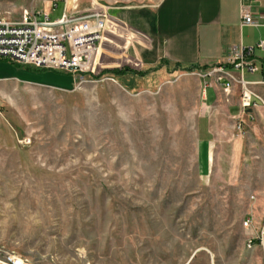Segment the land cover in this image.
Segmentation results:
<instances>
[{
    "label": "rangeland",
    "instance_id": "rangeland-1",
    "mask_svg": "<svg viewBox=\"0 0 264 264\" xmlns=\"http://www.w3.org/2000/svg\"><path fill=\"white\" fill-rule=\"evenodd\" d=\"M47 5L0 0V16L58 19ZM109 41L73 88L0 82V264H264V112L237 85L213 104L212 70Z\"/></svg>",
    "mask_w": 264,
    "mask_h": 264
},
{
    "label": "crops",
    "instance_id": "crops-1",
    "mask_svg": "<svg viewBox=\"0 0 264 264\" xmlns=\"http://www.w3.org/2000/svg\"><path fill=\"white\" fill-rule=\"evenodd\" d=\"M51 1L47 0L49 8H52ZM102 1L109 5L114 0H67L58 6V9L63 6L61 16L64 12L69 14L84 12L95 4L108 10L109 20L100 46V57L113 47L109 41L110 36L123 38L127 32L136 42L132 48L129 50L125 48V52L121 54V57L128 61L136 62L140 53L145 51L148 61L146 63L153 62L155 57H158L184 68H199L213 72L216 68L222 67L225 72L240 78L241 74L235 71L231 64V53L240 47H256L264 40V0H159L154 5H134L116 9L102 4ZM243 12L262 14V25L257 28L243 26ZM134 48L137 57L129 53ZM254 59L259 64L260 72L255 75L245 73L244 80L259 84L252 86L251 89L264 102V84H261L264 82V53L256 51ZM142 63L144 64V61ZM2 66H12L16 70L13 75H7L1 69ZM53 75L69 80L57 82ZM0 82L68 89L74 87L75 78L69 74L24 68L0 60ZM214 86L211 89L213 104L221 101L225 95L231 94L234 98L239 95L237 87L228 94L224 93L223 84L218 80ZM259 105L257 111L264 112L263 103Z\"/></svg>",
    "mask_w": 264,
    "mask_h": 264
},
{
    "label": "built area",
    "instance_id": "built-area-1",
    "mask_svg": "<svg viewBox=\"0 0 264 264\" xmlns=\"http://www.w3.org/2000/svg\"><path fill=\"white\" fill-rule=\"evenodd\" d=\"M249 1V0H242ZM67 0H52V9H58L60 3ZM90 12L69 14L64 12L61 18L52 20L51 13L25 11L20 22H11L0 16V60L9 61L24 68L53 71L69 74L76 83H85L86 75L93 71V62L100 55V46L104 39L108 10L95 4ZM262 14L242 13L243 26L260 27ZM256 51L264 53V40L256 47H240L231 53L234 74L219 67L213 70L223 90L228 93L235 85L242 88V108L251 112L259 108L263 100L252 91V84L244 80V74L255 75L260 72L254 59ZM261 84H264L262 82ZM251 220L244 223L245 229L251 228ZM264 245V233L260 239ZM252 248V242L249 243ZM10 264L23 262L10 259Z\"/></svg>",
    "mask_w": 264,
    "mask_h": 264
}]
</instances>
